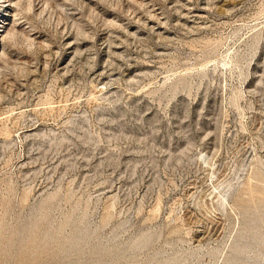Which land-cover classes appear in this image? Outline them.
I'll list each match as a JSON object with an SVG mask.
<instances>
[{"label": "rangeland", "instance_id": "1", "mask_svg": "<svg viewBox=\"0 0 264 264\" xmlns=\"http://www.w3.org/2000/svg\"><path fill=\"white\" fill-rule=\"evenodd\" d=\"M0 27V264H264V0H0Z\"/></svg>", "mask_w": 264, "mask_h": 264}, {"label": "bare ground", "instance_id": "2", "mask_svg": "<svg viewBox=\"0 0 264 264\" xmlns=\"http://www.w3.org/2000/svg\"><path fill=\"white\" fill-rule=\"evenodd\" d=\"M6 25H7V24H6ZM2 27H3V26H2ZM2 27H0V28H2ZM226 187H227V186H226ZM226 191H227V190H226ZM225 193H226V192H225ZM38 211H39V210H38ZM260 220H261V219H260ZM263 220H264V219H263ZM81 223H82V222H81ZM263 224H264V223H263ZM263 224H262V225H263ZM22 225H23V224H22ZM85 225H86V224H85ZM249 225H250V224H249ZM263 226H264V225H263ZM20 227H22V226H20ZM87 227H88V226H87ZM89 227H90V226H89ZM260 227H262V226L260 225ZM88 229H89V228H88ZM244 229H245V228H244ZM18 230H19V229H18ZM21 230H22V229H21ZM23 230H24V229H23ZM83 230H84V229H83ZM246 230H247V229H246ZM249 230H251V229L249 228ZM253 230H254V227H253ZM85 231H88V230L85 229ZM90 231H91V229H90ZM90 231H89V233H90ZM92 231H93V230H92ZM94 231H95V230H94ZM94 231L91 232V234H92V233H95ZM152 231H153V230H152ZM254 231H255V230H254ZM258 231H259V230H258ZM18 232H19V231H18ZM18 232H17V233H18ZM244 232H245V231H244ZM255 232H256V231H255ZM22 233H24V231H23ZM83 233H84V232H83ZM116 233H117V232H116ZM247 233H248V232H247ZM253 233H254V232H253ZM256 233H257V232H256ZM260 233H261V232H260ZM86 234H87V232H86ZM251 234H252V233H251ZM79 235H80V234H79ZM89 235H90V234H89ZM92 235H93V234H92ZM92 235H91V236H92ZM149 235H151V233H150ZM149 235H148V236H149ZM245 235H246V234H244V236H245ZM253 235H254V234H253ZM84 236H85V234H84ZM241 236H242V235H241ZM246 236H247V235H246ZM250 236H251V235H250ZM12 237H13V236H11V238H12ZM94 237H95V236H94ZM255 237H256V236H254V240L256 239ZM11 238H9V239L12 240ZM78 238H79V237H78ZM149 238H150V237H149ZM260 238H262V235H261ZM7 239H8V238H7ZM7 239H6V241H7ZM80 239H81V238H80ZM83 239H84V238H83ZM85 239H86V238H85ZM85 239H84V240H85ZM113 239H114V238H113ZM240 239H241V238H240ZM240 239H239V240H240ZM242 239H243V238H242ZM247 239H248V238H247ZM258 239H259V238H258ZM262 239H264V236H263ZM89 240H90V239H89ZM245 240H246V239H245ZM91 241H92V240H91ZM135 241H136V240H135ZM146 241H147V240H146ZM249 241H250V240H249ZM257 241H259V240H257ZM7 242H8V241H7ZM83 242H84V241H83ZM88 242H89V241H88ZM88 242H87V243H88ZM92 242H93V241H92ZM144 242H145V240H144ZM144 242H143V243H144ZM151 242H152V241H151ZM235 242H236V241H235ZM238 242H239V241H238ZM250 242L253 243V241H250ZM4 243H5V241H4ZM12 243H13V242H12ZM68 243H69V242H68ZM75 243H76V241H75ZM81 243H82V242H81ZM107 243H110V241H107ZM128 243H129V242H128ZM255 243H256V242H255ZM258 243H259V242H258ZM8 244H9V243H8ZM8 244H7V245H8ZM14 244H15V243H14ZM14 244H13V246H14ZM89 244H90V242H89ZM99 244L101 245V243H99ZM116 244H117V243H116ZM116 244H115V245H116ZM130 244H131V243H130ZM243 244H244V243H243ZM71 245H72V244H71ZM84 245H85V244H84ZM84 245L82 244L83 247L86 246V245H85V246H84ZM96 245H97V244H96ZM107 245H108V244H107ZM107 245H106V246H107ZM128 245H129V244H128ZM145 245H146V243H145ZM252 245H253V244H252ZM255 245H256V244H255ZM261 245H262V244H261ZM5 246H6V244H5ZM59 246H60V245H59ZM66 246H67V245H66ZM82 246H81V247H82ZM98 246H99V245H98ZM98 246H97V248H98ZM109 246H110V245H109ZM118 246H119V245H118ZM121 246H122V245H121ZM141 246H143V245H141ZM146 246H147V245H146ZM232 246H235V245H232ZM237 246H238V245H237ZM243 246H244V245H243ZM250 246H251V245H250ZM10 247H12V246L10 245ZM64 247H65V245H64ZM76 247H77V246H76ZM88 247H89V246H88ZM90 247H91V246H90ZM90 247H89V248H90ZM126 247H127V246H126ZM144 247H145V246H144ZM147 247H148V246H147ZM235 247H236V246H235ZM245 247H246V246H245ZM247 247H248V245H247ZM252 247H253V246H252ZM256 247H257V246H256ZM262 247H264V245H263ZM61 248H63V247H61ZM61 248H60V249H61ZM65 248H66V247H65ZM74 248H75V247H74ZM100 248H101V247H100ZM104 248H105V247H104ZM104 248H103V249H104ZM127 248H128V247H127ZM232 248H233V247H232ZM237 248H238V247H237ZM250 248H251V247H250ZM16 249H17V248H16ZM80 249H81V248H80ZM91 249H93V248L91 247ZM95 249H96V248H95ZM103 249H102V250H103ZM105 249H106V248H105ZM116 249H117V248H116ZM118 249H119V247H118ZM121 249H122V248H121ZM123 249H125V248H123ZM131 249H133V248H131ZM235 249H236V248H235ZM252 249H254V248H252ZM252 249H250V250H252ZM261 249H262V248H261ZM5 250H6V249H5ZM7 250H9V249L7 248ZM62 250H63V249H62ZM102 250H101V251H102ZM232 250H233V249H232ZM232 250H231V251H232ZM238 250H239V249H238ZM242 250H243V248H242ZM262 250H263V249H262ZM9 251H10V250H9ZM15 251H16V250H15ZM76 251H79V249H77ZM80 251H81V250H80ZM83 251H86V250H83ZM88 251H89V250H88ZM110 251H111V250H109V252H110ZM112 251H113V250H112ZM125 251H126V250H125ZM234 251H235V250H234ZM252 251H253V250H252ZM252 251H251V253L254 252V251H253V252H252ZM263 251H264V250H263ZM63 252H64V251H63ZM66 252H67V251H66ZM74 252H75V251H74ZM98 252H99V250H98ZM98 252H97V254H98ZM105 252H106V251H105ZM238 252H239V251H238ZM243 252H244V251H243ZM246 252H247V251H246ZM15 253H16V252H15ZM60 253H61V251H60ZM79 253H80V252H79ZM81 253H82V252H81ZM91 253H92V252H91ZM117 253H118V251H117ZM232 253H234V252H232ZM240 253L242 254L241 249H240ZM257 253H258V252H257ZM257 253H256V251H255V254H257ZM263 253H264V252H262V254H263ZM8 254H9V253H8ZM8 254H7V255H8ZM10 254H11V253H10ZM13 254H14V252H13ZM66 254H67V253H66ZM84 254H85V253H84ZM92 254H93V253H92ZM107 254H108V253H107ZM138 254H139V253H138ZM229 254H230V253H229ZM234 254H235V253H234ZM236 254H237V253H236ZM248 254H250V253H248ZM253 254H254V253H253ZM75 255H76V254H75ZM85 255H86V254H85ZM108 255H110V254H108ZM119 255H120V254H119ZM132 255H133V254H132ZM135 255H136V254H135ZM231 255H232V254H231ZM238 255H239V253H238ZM250 255H251V254H250ZM9 256H10V255H9ZM60 256H61V255H60ZM95 256H96V255H95ZM97 256H98V255H97ZM243 256H244V255H243ZM259 256H260V254H259ZM261 256H262V255H261ZM71 257H73V256H71ZM83 257H84V256H83ZM83 257H82V258H83ZM91 257H92V256H91ZM102 257H103V256H102ZM158 257H159V256H158ZM211 257H212V256H211ZM214 257H215V255H214ZM216 257H217V256H216ZM237 257H238V256H237ZM249 257H250V256H249ZM251 257H252V256H251ZM253 257H254V256H253ZM253 257H252L251 259H254ZM55 258H56V257H55ZM64 258H65V257H64ZM66 258H67V257H66ZM78 258H79V257H78ZM93 258H94V256H93ZM99 258L101 259L100 256H99ZM105 258H107V257H105ZM108 258H109V257H108ZM111 258H112V257H111ZM227 258H231V257H227ZM239 258H240V257H239ZM255 258H256V257H255ZM260 258H261V257H260ZM80 259H81V258H80ZM94 259H95V258H94ZM132 259H133V258H132ZM182 259H183V258H182ZM214 259H215V258H214ZM241 259H242V258H241ZM245 259H246V258H245ZM257 259H258V257H257ZM116 260H117V259H116ZM155 260H156V259H155ZM175 260H176V259H175ZM225 260H227V259H225ZM242 260H243V259H242ZM248 260H249V259H248ZM261 260H262V259H261ZM263 260H264V259H263ZM68 261H69V260H68ZM74 261H76V260H74ZM74 261H73V262H74ZM82 261H83V260H82ZM82 261H81V262H82ZM104 261H105V260H104ZM112 261H113V260H112ZM157 261H158V260H157ZM163 261H164V260H163ZM227 261H228V260H227ZM233 261H234V260H233ZM233 261H232V263H234ZM244 261H245V260H244ZM246 261H247V260H246ZM252 261H253V260H252ZM252 261H251V262H252ZM257 261H258V260H257ZM257 261H255V262H257ZM61 262H62V261H61ZM71 262H72V261H71ZM77 262H78V261H77ZM100 262H101V261H100ZM100 262H99V263H100ZM108 262H109V261H108ZM174 262H175V261H174ZM177 262H178V261H177ZM240 262H241V261H240ZM240 262H239V263H240ZM251 262H250V263H251ZM253 262H254V261H253ZM260 262H261V264H263V263H262L263 261H260ZM58 263H59V261H58ZM92 263H93V262H92ZM132 263H133V261H132ZM164 263H165V262H164ZM164 263H162V264H164ZM167 263H168V262H167ZM179 263H180V262H179ZM227 263H228V262H227ZM229 263H230V261H229ZM237 263H238V262H237ZM60 264H61V263H60ZM63 264H64V263H63ZM73 264H74V263H73ZM157 264H158V263H157ZM240 264H241V263H240ZM242 264H243V263H242ZM245 264H246V263H245ZM251 264H252V263H251ZM258 264H259V263H258Z\"/></svg>", "mask_w": 264, "mask_h": 264}]
</instances>
